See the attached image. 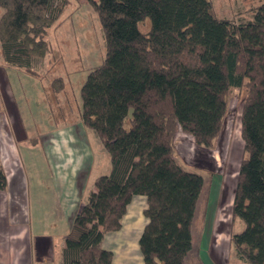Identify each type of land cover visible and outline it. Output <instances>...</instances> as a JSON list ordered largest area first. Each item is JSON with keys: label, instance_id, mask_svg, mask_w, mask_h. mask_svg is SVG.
Listing matches in <instances>:
<instances>
[{"label": "trees", "instance_id": "obj_1", "mask_svg": "<svg viewBox=\"0 0 264 264\" xmlns=\"http://www.w3.org/2000/svg\"><path fill=\"white\" fill-rule=\"evenodd\" d=\"M104 31L106 56L92 67L78 108L57 73L44 86L58 124L78 109L110 155L74 215L62 264H115L102 247L118 231L134 196L147 198L139 240L144 264H186L192 223L205 179L184 170L173 154L177 129L209 148L223 129L233 90H245L241 162L232 205L235 256L264 264V0L253 20L219 18L211 0H87ZM68 0H0V56L7 66L35 74L50 53L47 39ZM150 21L147 32L140 26ZM58 25V24H57ZM64 98V101L62 100ZM8 180L0 163V191Z\"/></svg>", "mask_w": 264, "mask_h": 264}, {"label": "rangeland", "instance_id": "obj_2", "mask_svg": "<svg viewBox=\"0 0 264 264\" xmlns=\"http://www.w3.org/2000/svg\"><path fill=\"white\" fill-rule=\"evenodd\" d=\"M211 1L219 18L235 23L253 20L260 4L259 0ZM68 2L47 37L52 49L38 60L35 74L7 66L0 56V163L5 164L12 182L14 203L16 191L21 190L28 226L38 235L54 234L57 245L69 227L62 206L73 199L78 207L86 202L96 178L111 170L110 155L97 134L84 125L78 109L71 123L58 124L53 113L56 105L44 89L49 74L58 69L57 73L71 86L76 107H80L84 81L91 68L100 65L106 56L104 31L97 13L87 0ZM149 27L147 19L140 29L147 32ZM245 97V90H233L222 132L211 147L199 148L194 138L181 129L175 133L173 154L177 163L205 179L192 223L188 264H245L235 258L231 242L232 235L244 228L241 220L233 222L232 205L238 171L246 156L241 134ZM12 145L16 147L14 154L10 153ZM12 175L15 179H11ZM60 193L61 206L57 203ZM38 225H44L43 232L37 230ZM207 253H211L210 261Z\"/></svg>", "mask_w": 264, "mask_h": 264}, {"label": "crops", "instance_id": "obj_3", "mask_svg": "<svg viewBox=\"0 0 264 264\" xmlns=\"http://www.w3.org/2000/svg\"><path fill=\"white\" fill-rule=\"evenodd\" d=\"M15 149L16 147L12 145L10 153L13 151L14 154ZM12 163L13 161L10 160L11 168L13 167L11 166ZM4 165L3 163V167L5 168ZM5 173L7 175L8 186L6 190L0 191V264H62L61 254L65 247V238L70 230L72 218L85 202H81L82 204L78 207L73 199V201H69L68 205L62 206L63 213L67 216L69 227L63 232L60 244L57 245L55 244L57 241L55 236H52L54 234L41 233L44 231V225L37 226V230L41 233L40 235L36 233L33 227L28 226V215L24 218L25 214H28V211L22 201L21 190L16 191L15 197L17 201L15 200L14 203L12 192L15 191L12 189V192H10L12 182L6 168ZM15 174L17 175V171H15ZM14 177L12 175L11 179H15ZM205 194L209 200L206 190ZM60 202L61 193L57 197L59 206H61ZM57 203L55 202L54 205ZM13 204L15 205L14 209ZM146 208L147 198L142 195L134 196L122 219L121 228L118 231L109 232L104 235L102 247L113 252L115 264H144L139 240L148 221L144 215ZM210 256L211 253L206 254L208 261H210ZM235 258L237 257L235 256ZM186 264H188L187 261ZM210 264L218 263L217 261L216 263L210 261Z\"/></svg>", "mask_w": 264, "mask_h": 264}]
</instances>
